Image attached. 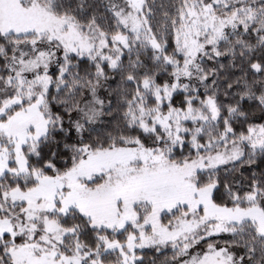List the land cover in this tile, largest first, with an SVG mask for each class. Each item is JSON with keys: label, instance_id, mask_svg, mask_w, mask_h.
<instances>
[{"label": "snow or ice", "instance_id": "1", "mask_svg": "<svg viewBox=\"0 0 264 264\" xmlns=\"http://www.w3.org/2000/svg\"><path fill=\"white\" fill-rule=\"evenodd\" d=\"M0 264H264V0H0Z\"/></svg>", "mask_w": 264, "mask_h": 264}]
</instances>
